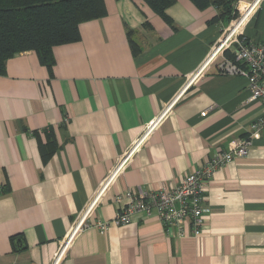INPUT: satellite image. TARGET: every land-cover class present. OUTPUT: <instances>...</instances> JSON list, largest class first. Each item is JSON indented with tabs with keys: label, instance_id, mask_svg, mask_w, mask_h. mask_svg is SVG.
<instances>
[{
	"label": "crops",
	"instance_id": "crops-1",
	"mask_svg": "<svg viewBox=\"0 0 264 264\" xmlns=\"http://www.w3.org/2000/svg\"><path fill=\"white\" fill-rule=\"evenodd\" d=\"M251 1L236 0L243 15L232 31L264 41V0L246 8ZM104 3L107 14L82 22L79 41L53 48L52 70L25 51L0 74V264H54L76 217L166 107L102 190L90 222L114 218L123 191L174 188L231 149L262 112L247 78L220 68L228 50L205 65L237 19L221 17L222 7L176 0L166 21L146 0ZM204 204L199 236L166 230L157 217L105 233L90 227L58 264H264V129L246 156L216 169Z\"/></svg>",
	"mask_w": 264,
	"mask_h": 264
},
{
	"label": "built area",
	"instance_id": "built-area-1",
	"mask_svg": "<svg viewBox=\"0 0 264 264\" xmlns=\"http://www.w3.org/2000/svg\"><path fill=\"white\" fill-rule=\"evenodd\" d=\"M252 5L253 3H250L246 7ZM240 21L241 18L229 26L231 33L221 37L214 48V53L209 57L205 65L218 52L228 50L231 57L222 62L220 68L247 78L249 99L262 105V112L251 123L247 135L238 139L231 149L220 151L207 157L199 168L185 175L172 189L166 186L157 190L136 188L119 193L116 196V201L121 202L122 207L116 212L114 218L90 222L89 215L97 204L102 190L113 180L116 172L127 166L129 159L138 150L148 133L167 112L166 107L151 122L145 133L134 142L126 154L118 160L113 171L91 200V203L76 217L69 232V239L62 246L54 264H58L60 256L65 251L66 244L80 229L94 227L101 233H105L112 224L124 225L144 218L157 217L166 230L175 227L180 236L189 235L196 237L202 233L205 215L210 211V208L204 204L205 191L214 172L217 168L227 165L235 157L246 156L254 140L264 129V41L249 40L246 36L239 34L238 29L232 32L234 25ZM204 66L197 70L194 76H198ZM176 99L172 104L175 103Z\"/></svg>",
	"mask_w": 264,
	"mask_h": 264
},
{
	"label": "trees",
	"instance_id": "trees-1",
	"mask_svg": "<svg viewBox=\"0 0 264 264\" xmlns=\"http://www.w3.org/2000/svg\"><path fill=\"white\" fill-rule=\"evenodd\" d=\"M169 21L167 8L176 0H146ZM199 8L222 7L221 17L236 19V0H192ZM107 14L104 0H0V74L14 55L34 51L49 70L55 64L53 48L81 39L80 24ZM220 15L215 17L217 21ZM135 53L138 48L131 40ZM52 141L41 146L43 157L54 152Z\"/></svg>",
	"mask_w": 264,
	"mask_h": 264
},
{
	"label": "rangeland",
	"instance_id": "rangeland-1",
	"mask_svg": "<svg viewBox=\"0 0 264 264\" xmlns=\"http://www.w3.org/2000/svg\"><path fill=\"white\" fill-rule=\"evenodd\" d=\"M258 1H259V0H258ZM258 1H257V2H258ZM255 2H256V1H254V0L251 1V3H253V4H254ZM246 4H247V6H248L250 3H246ZM257 4H258V3H257ZM255 6H256V5H255ZM240 8H241L242 10H241V11L239 10V12H242V13H240V16L238 15V16H237V19L234 20L233 22H236V21H237L238 19H240L241 16L243 15V8H242V5H241ZM246 8H247V7H246ZM253 9H254V8H252V11H253ZM233 22H232L231 24H233ZM232 32H233V31H232ZM230 33H231V30H229V28H227V30L224 31L223 35L225 36V34H230ZM213 53H214V51H213ZM208 60H209V59H208Z\"/></svg>",
	"mask_w": 264,
	"mask_h": 264
}]
</instances>
